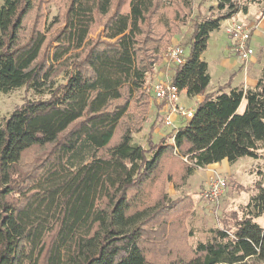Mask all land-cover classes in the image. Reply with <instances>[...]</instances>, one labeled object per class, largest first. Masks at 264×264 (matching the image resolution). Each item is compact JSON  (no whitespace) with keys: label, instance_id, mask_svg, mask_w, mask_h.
Here are the masks:
<instances>
[{"label":"trees","instance_id":"16d2710c","mask_svg":"<svg viewBox=\"0 0 264 264\" xmlns=\"http://www.w3.org/2000/svg\"><path fill=\"white\" fill-rule=\"evenodd\" d=\"M43 2L0 7V93L26 87L49 96L0 126V264H152L148 245L162 264H264V230L254 221L264 215L261 187L230 228L211 229L185 254L168 249L166 223L151 226L177 207L186 218L190 201L169 202L163 192L169 178L178 187L197 169L260 157L264 64L254 88H231L234 73L207 93L200 56L222 22L264 0H215V17H193L190 54L169 79L203 100L175 133L156 145L147 138V148L133 142L150 106L147 78L192 17V0H66L51 19Z\"/></svg>","mask_w":264,"mask_h":264},{"label":"rangeland","instance_id":"374dc122","mask_svg":"<svg viewBox=\"0 0 264 264\" xmlns=\"http://www.w3.org/2000/svg\"><path fill=\"white\" fill-rule=\"evenodd\" d=\"M64 1L66 0H44L42 3L43 5H41V12L44 14V18L48 15V19H51V17L56 15L58 11V5ZM3 3L4 0H0V7L3 5ZM192 3L194 9L193 15L187 21V24L181 27V33L179 35H182V37H180L181 40H179L178 44H176L180 45L185 50V59H187L190 54L189 45L185 46L184 44L186 43L188 36L191 34L192 22L194 19L193 17H195V19H200L201 17H205L207 15L215 17L218 13L215 6V0H192ZM262 4L263 6L260 7L259 5ZM263 9L264 2L254 4L248 8V12L246 14L239 12L237 14V18L241 24L249 26V22L255 19L256 12L258 13L260 11V13H262ZM226 26L227 21H224L221 23V26L218 30L210 33L207 42V48L200 56V60L209 66L208 72L210 71V74L212 75V80L208 88L209 90H214L218 85L228 82L230 76L234 73H236L238 76V81H240V77H242L241 72H243V69L239 62L232 73L223 71L218 66V60L222 54L224 55L226 53L227 55V52L224 51L227 50L229 43L232 48L233 41L225 33ZM171 45L172 43L169 45V47ZM250 45L254 51L252 57H255L257 60L261 58L255 65H253V72L257 73L260 70L261 74L264 64V31L262 37L257 38L251 36ZM167 49L162 55V62L155 66L154 71L147 78L146 87L148 88L149 92L151 83L156 80L159 73L161 74L159 75L158 79H164L163 71L165 68L164 65L166 63L165 55ZM250 62L251 61L248 62V65L251 64ZM242 64L245 65L247 63ZM236 75H234V78ZM62 79V77L59 78L57 83H62ZM238 81L234 82V84L237 85ZM48 98L49 96L46 92L43 94H38L26 87L16 89L9 94L0 93V126L6 119H8V117L16 108H19L25 102L47 100ZM157 104L159 103L154 101L151 96L148 113L144 120L145 122L142 128L133 136V142L135 144L147 148V138H150L152 144L156 145L167 135L175 133L176 130L172 128V126H165L161 119L156 118L157 114L160 116V118L162 116L161 113H157ZM176 104L183 106L186 109L196 110L198 102L195 97H187L186 91L183 90L180 92ZM244 108L245 101L243 100L238 109V113L241 114L244 111ZM154 121L156 123V128L154 129V132L150 134L149 127L154 123ZM185 123L186 122L181 118H177L175 125L181 126ZM168 143L171 144V141H168ZM230 166V172L232 176L229 177L225 171L219 172L213 171L210 168H205L195 170L194 174L190 176L188 181L182 186L176 187V181L172 178H169V180L164 182L163 192L168 195L169 202L178 201L185 198L186 201H190L191 205V207L190 205L188 206L187 202H184L183 204L186 206V209H184L187 212L186 218H177V216L180 215V213H178L179 207H177L173 212V218L170 219L169 216L162 215L154 220L153 224L151 225L157 226L158 224L160 226L161 224L164 225V223H166L165 227H163V231L165 232V235L167 233V239H169L167 247L174 253L173 256L175 253L185 254L188 249H194L198 242H204L208 238L209 231L211 229L230 228L235 219L239 218L241 215L240 207H243L249 203L250 199L258 193V187H261L264 190V149L260 151V157L258 159L245 157L239 159L236 163ZM212 175L223 178L226 182L225 193L221 198L214 202L207 201L201 197L203 190L206 188L208 178ZM254 221L264 230V215L255 219ZM146 248L148 249L147 253L150 262L152 264H162V258H156L154 256L153 249L155 248V245H148Z\"/></svg>","mask_w":264,"mask_h":264},{"label":"built area","instance_id":"2783aa9c","mask_svg":"<svg viewBox=\"0 0 264 264\" xmlns=\"http://www.w3.org/2000/svg\"><path fill=\"white\" fill-rule=\"evenodd\" d=\"M225 33L233 41L232 48L234 55L241 63H248L254 54L250 45L251 28L241 24L237 15H235L227 21ZM184 52L185 50L180 45H171L167 49L165 55L166 63L164 65L165 71H163L164 79H156L151 83L150 87V93L154 101L164 104L160 113L165 115L163 123L168 127L173 126L174 119L181 118L185 122L192 119L195 112L193 109H186L176 104L181 91L169 79V70L185 63ZM174 129L177 130L178 128ZM225 191V180L212 175L208 178L206 188L203 190L201 197L207 201L214 202L221 198Z\"/></svg>","mask_w":264,"mask_h":264},{"label":"crops","instance_id":"0c3cea01","mask_svg":"<svg viewBox=\"0 0 264 264\" xmlns=\"http://www.w3.org/2000/svg\"><path fill=\"white\" fill-rule=\"evenodd\" d=\"M256 6L262 7L263 4L259 5V6L256 5ZM249 11H250V9H249ZM248 25L252 30V37L253 36L257 37V38L262 37L263 31H264V14L260 13V11L258 13L256 12L255 19L253 21H250ZM180 37H182V35L175 36L172 39V42H171L172 45L178 44L179 40H181ZM224 52H227V55H226V53L224 55L222 54V56L218 60V66L221 68V70L228 71V72L232 73L235 70V68L237 67L238 62H239V64L242 65V69H243V72H241L242 77H240V81L237 80L238 76L236 75V77L232 81L231 88H236V87L243 88V89L254 88L257 84V79L260 76V70L257 73H254L252 68H253V65H255L257 63V61H259L261 58H259V60H257L255 57H252L250 60L251 61L250 65H248V63L243 65L238 60V58L234 55L233 48H231L230 43H229L227 50ZM164 71H165V68H164ZM208 74L210 76V83H211L212 75L210 74V71L208 72ZM158 77H159V74H158ZM158 77L156 79H158ZM236 81H238L237 85L234 84V82H236ZM225 83L226 82H224L222 85H218L214 90H209L208 89L209 86H208L207 93L214 92L218 87L223 86ZM195 98L197 99L198 104L203 100V96H197ZM193 110L195 111V109H193ZM161 115H162L163 121H164L165 115L163 113H161ZM172 119H173V117H172ZM175 122H176V119H174V124H173L172 128H180L182 126V125L176 126ZM206 168H210L213 171H219V172L225 171L228 177L232 176V174L230 172L231 166L228 164V162L226 160H224L218 164L210 165Z\"/></svg>","mask_w":264,"mask_h":264}]
</instances>
